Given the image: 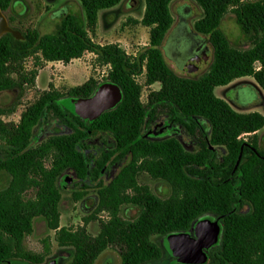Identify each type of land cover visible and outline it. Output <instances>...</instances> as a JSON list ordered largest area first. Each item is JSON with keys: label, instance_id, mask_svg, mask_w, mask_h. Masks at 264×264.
I'll return each mask as SVG.
<instances>
[{"label": "trees", "instance_id": "16d2710c", "mask_svg": "<svg viewBox=\"0 0 264 264\" xmlns=\"http://www.w3.org/2000/svg\"><path fill=\"white\" fill-rule=\"evenodd\" d=\"M11 1L0 0V10L6 11ZM143 1L138 23L149 28L148 43L134 55L90 37L98 12L121 0H78L84 21L65 13L51 33L26 28L21 39L11 33L0 36V91L33 85L42 62L67 64L88 52L107 67L103 83L120 92V100L93 120L64 105L68 99L91 96L102 84L93 77L64 91L50 85L16 122L3 121L10 110L0 108V173L8 176L0 188V264L48 260L49 238L42 241L41 253L23 245L35 217L54 230L58 249L71 250L66 264H94L108 247L117 250L120 264H170L174 258L162 239L190 234L206 215L218 221L220 233L205 250L203 264H264V148L257 137L264 114L236 111L214 94L216 87L246 77L264 94V0H191L202 11L193 30L211 46L206 71L194 78L175 74L161 51L173 23L172 0ZM229 11L248 39L246 49L231 46L219 28ZM12 20L8 17V23ZM28 59L33 60L29 70ZM140 74L146 86L159 84L158 90L148 91L145 102L136 81ZM160 120L151 136L148 131ZM171 127L192 137L194 147L167 135ZM243 133H248L245 140L238 138ZM68 172L78 185L72 199H82L87 190L95 193L92 211L76 228L59 225L60 182ZM140 173L165 181L169 196L160 198L139 184ZM29 190L33 195L25 197ZM126 204L139 208L132 221L118 215ZM100 213L107 219L98 218ZM95 220L98 232L91 235L86 225Z\"/></svg>", "mask_w": 264, "mask_h": 264}, {"label": "rangeland", "instance_id": "374dc122", "mask_svg": "<svg viewBox=\"0 0 264 264\" xmlns=\"http://www.w3.org/2000/svg\"><path fill=\"white\" fill-rule=\"evenodd\" d=\"M144 8L143 0H121V2L113 8L101 10L98 12L97 23L93 34L90 37L95 43L100 45L116 43L127 54L134 55L141 51L148 43L149 28L138 23ZM170 13L173 23L170 30L165 36L161 45L166 64L174 71L175 74L183 77L194 78L206 71L211 60V46L206 42L209 49V58L206 63L191 72L178 66L172 56L166 52L167 38L174 28L180 24L185 25L188 30H193V23L202 16L201 9L191 0H172L169 4ZM65 13L76 16L79 20L84 21V14L78 0H12L10 6L3 12L8 23V17L12 18V22L8 26L18 32L24 31L26 28H33L39 33H51L54 31L59 18ZM130 20V21H129ZM137 23H134L133 21ZM219 28L228 39L231 46L237 49H246L249 47L247 37L241 32L234 21L233 14L227 12L220 22ZM202 37L201 35H199ZM95 56L92 53H84L80 58L73 59L67 64L62 62H42L37 69V75L33 85H23L22 87L6 89L0 91V108L10 110L8 114L1 116L5 122H16L20 113L26 106L31 104L36 97L50 85L53 88L64 91L65 89L77 86L86 81L89 77H93L99 83H103L106 76V66H99L95 62ZM33 60L28 59L25 62V68L29 70L32 67ZM249 78H240L234 80L231 85L238 84L243 88V95L237 100L234 97V88H225L220 86L214 89L217 97L225 99L230 106L239 112L257 111L264 114V94L256 87L250 86ZM137 83L142 86L141 101H146L149 90H158L159 84L154 83L151 86L144 84V75L140 74L136 77ZM253 81V80H252ZM250 83V84H249ZM188 148L194 147V139L179 129L175 130V135ZM245 138H248L244 135ZM259 146L264 148V127L257 132ZM219 152L222 150L218 148ZM48 164V163H46ZM8 176L0 173V188L6 185ZM137 181L141 185H146L150 191L160 197L167 198L170 194L169 185L158 179H152L146 173H140ZM75 187H68L61 191V199L58 204L60 214V227L76 228L83 224V217L90 214L95 202V193L89 191L80 200H74L71 197ZM33 191H27L24 196L31 197ZM139 212V208L134 205H121L118 215L125 221L134 220ZM98 218L107 219L105 213H100ZM212 219V215H206L201 219ZM89 234L95 235L98 232V221H90L86 225ZM54 230L46 227L42 217H35L32 220V232L25 236L23 245L25 249L41 253L43 250L42 241L49 238L50 257L54 255L69 256L63 260L62 264H66L72 252L70 249H57L53 240ZM157 241L158 238L154 237ZM12 264H22L19 260H14ZM94 264H120V257L116 249L108 247L94 261ZM172 264V261H171Z\"/></svg>", "mask_w": 264, "mask_h": 264}, {"label": "water", "instance_id": "95a60500", "mask_svg": "<svg viewBox=\"0 0 264 264\" xmlns=\"http://www.w3.org/2000/svg\"><path fill=\"white\" fill-rule=\"evenodd\" d=\"M4 33H11L15 38L21 39L20 32L8 26L7 20L0 10V36ZM208 49V48H207ZM206 51L194 55L182 64V69L189 71L195 69L207 58ZM120 100L118 89L108 83L99 85L93 94L87 98H73L65 101V107L74 115L83 119L93 120L103 111L113 107ZM162 124L153 125L148 131L149 134ZM37 140L34 137L33 143ZM220 233V224L217 220L200 219L192 226V232L174 233L162 239V245L167 253L174 258L172 264H203L206 259V252L210 246L215 244ZM171 264V262H170Z\"/></svg>", "mask_w": 264, "mask_h": 264}, {"label": "flooded vegetation", "instance_id": "af4514ba", "mask_svg": "<svg viewBox=\"0 0 264 264\" xmlns=\"http://www.w3.org/2000/svg\"><path fill=\"white\" fill-rule=\"evenodd\" d=\"M205 41L206 40H204L203 37H200L196 32L188 30L185 27V25L180 24V25H178V26H176L174 28L173 32H171V34L169 35V38H167L166 52H167V54L169 56H172L174 62L178 66L181 67L182 64L185 61H187L188 59H190L194 55H196V54L200 55V53L203 52L204 50L206 51L207 54L209 53V49H207L208 47H207ZM208 58H209V55L207 56V58H205V61L200 63L199 66H197L196 68H199L202 64L206 63ZM195 69H191V70H189V72H191L192 70H195ZM238 84L239 83L234 84V85H229L228 87H226V89L229 88V87L230 88L236 87V89H235L236 91L234 92V97H237V100L240 97V95H243V88H244V87L238 86ZM161 121L163 123V120H160L159 122H161ZM156 129L154 130V132L156 131ZM175 130L176 129L174 127H171V131L168 132L167 135L168 134L175 135ZM179 132H180V130H179ZM243 134H246V136L248 135V133H243ZM150 135L151 136H155V133H152ZM177 135L178 134H176L175 136L178 138ZM242 139L245 140L246 138L243 137ZM194 143H195V141H194ZM182 144L184 145L183 142H182ZM103 181L106 183V176H103ZM60 186H61L62 190L66 189L68 187H75L76 190L78 189L77 188L78 185L76 183V179L73 177L72 173H70V172L66 173L63 176V178H62V180L60 182ZM73 191H75V190H73ZM89 191L90 190H87V194H88ZM91 191H93V190H91ZM204 219H209V218H204ZM210 220H213V219H210ZM68 256H69V254L67 256H61V255H57V256L54 255V256H51V257L49 256L48 260H46V262H44L43 264H62L63 260H65ZM19 261L22 264H25L23 261H21V260H19Z\"/></svg>", "mask_w": 264, "mask_h": 264}, {"label": "crops", "instance_id": "0c3cea01", "mask_svg": "<svg viewBox=\"0 0 264 264\" xmlns=\"http://www.w3.org/2000/svg\"><path fill=\"white\" fill-rule=\"evenodd\" d=\"M246 78H249V77H246ZM239 79H240V78H239ZM249 79H251V78H249ZM232 82H233V81H232ZM232 82H231V83H232ZM231 83H229V84H228V85H226V86H222V87H224V89H225L226 87H228L229 85H231ZM250 83H251V84H250ZM250 83H249V84H250V86H251V85H252V86H254V85H253V81H252V80H250ZM254 88H255V86H254Z\"/></svg>", "mask_w": 264, "mask_h": 264}, {"label": "built area", "instance_id": "2783aa9c", "mask_svg": "<svg viewBox=\"0 0 264 264\" xmlns=\"http://www.w3.org/2000/svg\"><path fill=\"white\" fill-rule=\"evenodd\" d=\"M244 135L246 136V134H241V135L238 136V138H243Z\"/></svg>", "mask_w": 264, "mask_h": 264}]
</instances>
